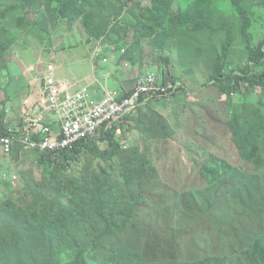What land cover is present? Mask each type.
<instances>
[{"label": "trees", "instance_id": "16d2710c", "mask_svg": "<svg viewBox=\"0 0 264 264\" xmlns=\"http://www.w3.org/2000/svg\"><path fill=\"white\" fill-rule=\"evenodd\" d=\"M138 1L17 0L24 9L17 25L37 29L49 35L47 17L56 16L57 22L66 21L70 27L80 22L90 41H99L112 38L115 33L114 22H117L127 6H134ZM222 4L232 11L231 19L226 17L225 6L217 8ZM256 4V0L252 6L249 0H151L150 6L139 13L135 23L125 26L120 24L117 37L126 40L132 34L135 36V47L145 43L153 48L154 54H171L172 50L180 47L190 63L196 60L191 58L192 55L202 56L208 49L214 56L213 63H210L212 69L209 71L208 83H216L229 98L233 92H238L239 87L246 91L258 89L257 101H244L228 123L232 128L230 138L239 158L251 163L256 171L264 172V39L254 46L250 34V28L258 14L252 11ZM49 8H52L50 15ZM3 13L9 12L5 10ZM234 21L237 22L235 29ZM0 26L1 74L3 71L9 73V52L12 45L19 40L20 32L10 26ZM197 34L201 36L200 43L203 45L197 48L195 54H191L190 48ZM234 34L239 37L235 39ZM214 37L222 39L220 46L216 45ZM114 47L116 58L119 56L116 64L119 73L126 60L133 62L134 59L128 49L122 54V50L115 45ZM236 47L244 53L243 63H232L229 57L231 50ZM188 55L190 58L186 57ZM165 59L170 61L168 57ZM147 108L142 107L126 116L123 123L139 114L136 128L146 127L157 138L165 139L172 134L168 119L154 109L153 118L149 119L145 114ZM248 108L250 113L245 110ZM17 115L18 110L8 100L0 102V136L10 134L11 123L7 121L8 117ZM122 125L116 124L112 130L99 137L100 145L106 147L103 151L99 144H92L95 140L85 141L70 152H36L37 167L43 170L42 178L48 181L38 179L34 172L35 177L31 173L24 174L21 177V189L18 188L16 193H12L15 189L13 187L9 196L0 197V264H88L89 246L92 250L106 246L114 238L143 225L138 211L144 205L143 200L139 202L134 197L130 202L116 200L114 184L106 169L100 167L94 172L85 170L77 174L69 173V168L73 164H79L80 158L87 152L97 155L103 165L126 158L128 152L122 149L120 138L116 135ZM21 148L24 147L16 145L9 164L0 166V187L2 184L10 187L16 174L20 182V173L12 174L11 170L14 167L13 162L20 156ZM137 151H132L131 158L126 159L122 165L124 185L128 190L131 184L136 186L139 176L155 175L154 168L146 164ZM208 165L203 171L208 179L206 189H211L213 185L217 187L220 180L226 178L234 168L225 159L213 155H210ZM191 192L184 191L183 198H191L187 196ZM134 194L140 193L135 191L130 196ZM190 201L191 199L175 206L171 220H164L166 215L158 212L154 218V221L162 222L158 230L169 233L170 223L173 224L174 218L181 220L187 215L192 217L194 211ZM146 230L149 231V228ZM175 233L177 232L173 231L172 234ZM106 255L98 264L143 262L140 253H129L122 248L112 250ZM223 263L222 257L218 256L207 257L191 264ZM228 263L264 264V241L257 239L245 245L240 254L229 259Z\"/></svg>", "mask_w": 264, "mask_h": 264}, {"label": "rangeland", "instance_id": "374dc122", "mask_svg": "<svg viewBox=\"0 0 264 264\" xmlns=\"http://www.w3.org/2000/svg\"><path fill=\"white\" fill-rule=\"evenodd\" d=\"M253 1L249 0L251 6ZM256 1L252 11L258 14L250 28L254 46L264 39V0ZM150 3L151 0H139L136 5L127 6L117 22H114L115 33L112 38L107 37L102 41L107 47L115 45L122 50V54L127 49L130 51L134 60H126L125 63L132 67L128 70L130 73L134 72L136 80L143 74L153 72L158 74L159 80L167 86L181 84V88L170 97L172 101L163 102L166 103L165 108L170 111L168 117L171 121L168 117L167 119L173 133L163 139L155 137L146 127L136 128V119L140 116L138 114L124 123H118L123 124L120 128V145L128 152L126 158L103 165L97 155L87 152L82 155L79 164H73L69 168L70 174H77L85 170L94 172L103 167L112 178L116 200L130 202L134 197L144 203L141 210H138L143 225L114 238L106 246L93 250L89 246L88 264L101 263V260L107 257L106 254L121 248L129 253H140L143 256L142 264H191L207 257L218 256L222 257L223 264H229L228 260L237 257L245 245L257 239L264 241V172L256 171L251 163L239 158L230 138L232 128L228 123L244 101H257L259 90L246 91L239 87L238 92H233L229 98L216 83H208L209 71L212 69L210 63H213L214 59L208 49L202 56L192 55L191 58L196 60L190 63L185 59L180 47L172 50L171 54H154L153 48L145 43L135 47V36L132 34L126 40L117 37L120 24L125 26L135 23L139 13L149 7ZM260 5L262 7H259ZM224 6L226 17L231 19L232 11L225 4L217 8ZM51 9H48L49 15L52 14ZM5 10L9 13H3ZM23 11L17 0H0V25L10 26L20 32L19 40L12 45L9 52V73L3 71L0 74V102L8 100L15 110L19 109L17 117L7 120L14 129L22 125V103L28 95L30 96L32 87L37 83L38 73H32L30 76L28 67L41 71L43 65L51 62L53 58L56 60L57 56L60 63L64 54H69L74 64L78 61L77 55H80V52L85 55L82 47L95 48L97 42L90 41L80 22L70 27L66 21L57 22L56 16L47 17L49 35L27 26L18 27L17 22L22 18ZM236 27L237 22L234 21L233 28ZM234 35L235 39L239 37L238 34ZM200 37L199 34L194 37L191 54H195L197 48L203 45L200 43ZM213 40L217 46L222 43L219 37H214ZM180 41L183 44L182 40ZM89 51L85 50V59H90ZM109 52L110 50H104L102 57L111 58ZM91 53L93 54L92 51ZM166 57L170 61H167ZM186 57L190 58L189 55ZM229 57L232 63L244 62V53L239 47L231 50ZM118 59L119 56L113 64L116 65ZM107 69L109 66L101 70ZM121 70H125V65ZM41 73L42 71L39 74ZM160 103L162 102L158 101L146 106L148 110L145 114L149 119L153 118V109L162 115L156 106ZM245 110L250 113L249 108ZM92 144H99L101 151L106 149L103 144L100 145V138ZM134 150H138V156L154 168L155 175L139 176L140 180L136 186L131 184L128 190L124 185L122 165L126 159L131 158L130 153ZM210 155L225 159L234 168L226 178L220 180L217 187L213 185L211 189H206L208 179L203 171L209 166ZM13 166L12 174L20 173V182L16 177L10 187L2 184L0 197L9 196L13 187L15 189L12 193H16L18 188L21 189V177L24 174L31 173L34 176L35 173L38 179L48 181L42 178L43 170L37 167L36 153L31 150L21 148L20 158L13 162ZM135 191L141 195L130 196ZM184 191H192L187 195L191 198H183ZM190 199L194 211L192 217L187 215L181 220L174 218L173 224L170 223L173 208ZM158 212L166 215L164 220L170 218L171 233L158 230L162 224L161 221H154ZM147 227L149 231L146 230ZM173 231L177 233L172 234ZM213 241L218 243L214 244ZM217 246L221 248L216 249ZM66 255L68 257L67 253Z\"/></svg>", "mask_w": 264, "mask_h": 264}, {"label": "built area", "instance_id": "2783aa9c", "mask_svg": "<svg viewBox=\"0 0 264 264\" xmlns=\"http://www.w3.org/2000/svg\"><path fill=\"white\" fill-rule=\"evenodd\" d=\"M38 80L36 101L23 104L21 130L11 128L9 135L0 136V165L9 161L20 144L38 152H70L85 141L98 139L150 102L169 101L181 88L180 83L167 86L151 73L140 77L132 91L104 89L96 99L88 86L73 91L74 84L57 80L53 62L45 65ZM120 134L118 129L116 135Z\"/></svg>", "mask_w": 264, "mask_h": 264}, {"label": "crops", "instance_id": "0c3cea01", "mask_svg": "<svg viewBox=\"0 0 264 264\" xmlns=\"http://www.w3.org/2000/svg\"><path fill=\"white\" fill-rule=\"evenodd\" d=\"M68 37V34H67ZM89 49V57L90 59L86 58L85 50ZM81 50L84 51L85 55L80 52V55H77V62L72 63L73 61L72 57H69V54L62 55L61 62L58 63V56L57 59L55 58L51 59L53 64L55 65L56 69V75L57 80L62 81L67 84H74L73 91L79 90L80 87L88 86L90 87L91 94L94 97H99L102 93L103 89H126L131 90L136 83V77H134V72L130 73L129 68L132 67H126L125 70L120 71L119 73L116 72V65L113 64L116 56H115V47L106 45H103V41H98L95 44V48H89V47H82ZM104 50H110L111 58H103L102 54ZM93 52V54L91 53ZM87 56V55H86ZM117 59V58H116ZM48 64V63H47ZM46 65V64H45ZM45 65H43L42 72L45 69ZM115 65V66H114ZM109 66V69L107 71L101 70L105 69V67ZM100 67L101 69H98ZM113 70V72H112ZM37 70V68L34 67H28L27 72L30 74L32 73H38L37 76V83L34 87H32V91L30 96H27V99L24 100V102H34L36 101L37 97L39 96L40 92V84L38 79L40 78V72ZM118 74V75H117ZM33 75V74H32ZM31 80L30 79V86H31ZM135 80V81H134ZM165 102V101H164ZM159 109L158 111L165 116L166 118L169 116L170 111L169 109H166V103H160L159 105H156ZM170 120V118L168 117ZM171 121V120H170ZM9 163L4 162L1 164V167L7 166Z\"/></svg>", "mask_w": 264, "mask_h": 264}, {"label": "clouds", "instance_id": "9594fccd", "mask_svg": "<svg viewBox=\"0 0 264 264\" xmlns=\"http://www.w3.org/2000/svg\"><path fill=\"white\" fill-rule=\"evenodd\" d=\"M99 41H101V40H99ZM97 42H98V41H97ZM108 46H110V45H108ZM124 65H125L126 67H128L129 63L126 62ZM126 67H125V68H126ZM151 73H153V72L146 73V74H144L143 76H145V75H147V74H151ZM153 74H156V73H153ZM156 75H157L158 78H159V75H158V74H156ZM40 76H41V75H40ZM143 76H141V77H143ZM38 81H39V80H38ZM160 81H161V79H160ZM136 82H137V80H136ZM162 83H164V82H162ZM164 84H165V83H164ZM175 84H176V83H175ZM135 85H136V83H135ZM135 85H134V87H135ZM134 87H133L131 90H128V91H132V90L134 89ZM119 89H120V88H118V89H111V90H119ZM103 90H104V89H103ZM103 90H102V93H103ZM125 90H126V89H125ZM90 91H91V90H90ZM91 93H92V92H91ZM102 93H101V94H102ZM101 94H100L99 97H94V96H93V97L96 98V99H97V98H100V97H101ZM0 99H1V98H0ZM164 101H165V102H169V101H172V99H169V101H168V99L161 100V102H164ZM151 103H156V102H150L149 104H151ZM23 104H24V102L22 103V106H23ZM149 104H148V105H149ZM148 105H146V106H148ZM143 107H145V106H143ZM141 108H142V107H141ZM139 109H140V108H139ZM139 109H138V110H139ZM18 112H19V109H18ZM134 113H135V112H134ZM8 114H9V113H8ZM17 116H18V115H17ZM17 116H12V117H17ZM128 116H129V115H128ZM9 117H10V116H9ZM9 117H8V118H9ZM124 118H125V117H124ZM124 118H123V119H124ZM122 121H123V120H122ZM23 122H24V118H23V116H22V125L20 126V130H21V127L23 126ZM116 132H117V131H116ZM117 137L120 138V136H117ZM96 140H97V139H96ZM94 141H95V140H94ZM20 145H21V144H20ZM22 146H23V145H22ZM23 147H24V146H23ZM23 150H26V151H27V150H30V149H27L26 147H24ZM31 151H33V150H31ZM33 152L36 153V152H38V151H33ZM46 152H48V151H46ZM63 152H67V151H63ZM40 153H43V152H40ZM52 153H55V152H52ZM58 153H60V152H58ZM11 157H12V156H11ZM19 158H20V156H19ZM10 159H11V158H10ZM10 159H9V162H10ZM16 177H18L17 174L15 175V178H16ZM18 180H19V179H18ZM15 181H16V180H15Z\"/></svg>", "mask_w": 264, "mask_h": 264}]
</instances>
